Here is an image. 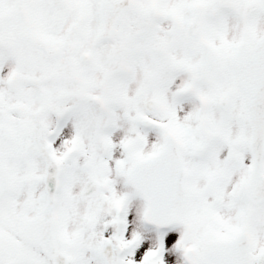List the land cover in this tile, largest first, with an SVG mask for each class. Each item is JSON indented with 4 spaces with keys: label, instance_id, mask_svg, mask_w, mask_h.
I'll use <instances>...</instances> for the list:
<instances>
[{
    "label": "snow or ice",
    "instance_id": "6c2138e0",
    "mask_svg": "<svg viewBox=\"0 0 264 264\" xmlns=\"http://www.w3.org/2000/svg\"><path fill=\"white\" fill-rule=\"evenodd\" d=\"M0 264H264V0H0Z\"/></svg>",
    "mask_w": 264,
    "mask_h": 264
}]
</instances>
